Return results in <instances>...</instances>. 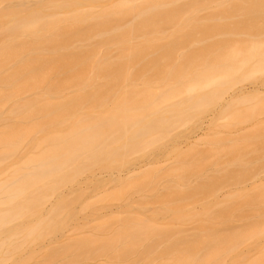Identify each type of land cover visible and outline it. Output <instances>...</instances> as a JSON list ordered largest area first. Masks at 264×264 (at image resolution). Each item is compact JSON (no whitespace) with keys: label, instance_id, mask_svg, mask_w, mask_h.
I'll use <instances>...</instances> for the list:
<instances>
[{"label":"bare ground","instance_id":"bare-ground-1","mask_svg":"<svg viewBox=\"0 0 264 264\" xmlns=\"http://www.w3.org/2000/svg\"><path fill=\"white\" fill-rule=\"evenodd\" d=\"M29 1L0 0V264H80L88 258L108 261L109 254L135 257L139 247L148 243L151 230L163 231L131 216L126 221L124 215L135 194L141 204L152 205L164 199L163 190L169 201H176L186 193L210 195L228 179L238 182L246 176L231 171L217 178L203 176L190 186L167 166H160L164 174L158 166H147L150 161L145 167L133 166L131 161L139 159L136 154L146 158L149 154H184L181 158L195 154L194 148L177 150L176 141L184 136L186 123L204 122L202 114L215 104L222 115L245 110L261 95L264 102L262 83L241 85L224 95L238 81L257 78L264 70V38L226 39L238 32L248 34L246 30L255 24L264 26V0L225 4L218 0L217 14L205 17L198 16L195 5L189 10L165 11L164 0ZM162 8L174 28L168 35L160 30ZM199 32L226 36L216 45L206 38L197 41L194 34ZM161 38L165 42L160 43ZM185 44L189 52L181 48ZM255 111L239 112L236 118ZM211 119H206L208 125ZM241 137L228 145L221 144L225 140L214 144L228 154H240V144L249 138ZM178 169L182 174L197 172L184 164ZM98 171L110 172L109 187L114 185L116 191L112 188L114 194L112 190L104 197L107 187L102 197L92 193L94 198L89 195L92 199L84 200L87 196L81 188L92 179L100 181ZM235 197L244 203L253 200L245 192H228L224 198L204 203L201 212L186 205L173 213L172 224L198 221L203 232L177 238L169 249L160 251L157 264H221L225 255L232 258L231 264L259 260L252 253L237 252L240 242L260 236L261 230H255L252 222L230 230L223 226L229 218L208 221L212 206L227 213ZM110 202L128 208L123 207V217H115L123 226L112 227L109 234L114 235L104 238L98 235L114 217L109 214L102 219V213L97 218L99 207H109ZM76 203L79 210L93 207L84 215L99 210L94 220H100L102 233L96 227L94 232L100 234L89 235L76 224L74 229L80 231L68 232L76 234V238L71 235L73 242L63 240V245L42 254L35 251V244H42L47 235L75 222L79 216L73 210ZM131 220L136 224L126 226L134 223ZM81 232L84 235H77ZM64 239L69 240L68 235ZM148 246L153 249L156 242Z\"/></svg>","mask_w":264,"mask_h":264},{"label":"rangeland","instance_id":"rangeland-1","mask_svg":"<svg viewBox=\"0 0 264 264\" xmlns=\"http://www.w3.org/2000/svg\"><path fill=\"white\" fill-rule=\"evenodd\" d=\"M30 1H29V3L34 4L33 0L31 2ZM164 1L163 2L166 5L165 7H167L165 9V11L168 8H175V7L179 11L189 10V9H192V7L194 8V5H195V8H199L198 9V16H200V17H202V16L205 17L208 14H213V13L217 14V10H218V9H216V2L218 0H177V1H175V0H164ZM222 1H224V4H225V2L227 3L228 1L236 2L239 0H222ZM6 2L7 1H3L2 3L6 4ZM225 6L227 7V5H225ZM225 6H224V8H225ZM159 9H161V8H159ZM162 9L163 10L159 12V14L161 15V16H159V18L162 21L161 22L162 28L160 30H163L166 32L164 35H166V34L168 35V33L171 32V29H174V28H173V25L171 23L172 20H169L167 18V15L163 12L164 8H162ZM241 18H243V16H241L240 19ZM231 19H233V18H231ZM235 19L237 20L239 18L236 17ZM230 20L228 18L227 21H230ZM122 25H126L125 21L122 22ZM250 28L251 29L246 30V31H248V34L238 32L232 36L231 35L228 36V38H226V37L225 38L230 40V38L232 37L231 40L234 39L235 41L246 40V39L259 40V39L264 38V36L261 35L262 33H264V26H260L258 24L257 25L255 24ZM200 29L201 28H198L199 31H202ZM149 31L151 32V31H155V30H151V28H150ZM157 33H158L157 35H159V34L162 35L161 32H157ZM217 33H219V32H213V33L205 36L204 35L205 33L199 32V33L194 34L195 35L194 38H199V39H197V41L200 40V38H206V40L209 41L210 43H211V41L213 43L215 41L218 42L217 40H219L220 42L224 41L222 39H223L224 35L226 36V33L224 35L221 33H219V34H217ZM158 40L160 41L163 39L161 38ZM190 41L194 43L193 39H191ZM203 41H205V40H203ZM203 41H202V43H203ZM207 41L204 43H209ZM163 42H165V41L163 40ZM196 42L193 46L194 48L196 47L195 46ZM220 42H218V43H220ZM160 43H161V41H160ZM190 43H188V45H190ZM188 45L185 44L183 47H181L183 49V51L186 50V52H189L191 50V48H189ZM199 45L203 46V44H199ZM199 45H197V46H199ZM216 45H217V43H216ZM186 46L189 48L188 51H187ZM219 46H222V45H219ZM252 83H257V84L262 83L261 86L264 88V70L259 71L257 78H248V79H243V80L238 81L237 84H235V86L227 89V92H225L224 95H227L228 93L233 92L234 90H236L241 85L247 86V85H250ZM261 96L258 97V98H260V100L259 99H253L252 105L248 103L249 105H246L245 110L238 111L236 113L230 111L229 113L227 112V114L223 113L222 115L221 114L219 115V113H218L219 108L217 106L218 104H215L214 106H210L202 114L203 115L202 118L205 116L203 118V120H205V121L204 122L201 121V122H203L202 124H200L201 122L198 120H191L189 123H186L182 127V131L184 133V136H181V138H178L176 141L177 150L186 152L188 150V148H190V149L194 148L193 150L195 151V154H191V155L189 154L185 158H181L182 154H180V155L179 154H149L147 158L146 157H139V154H136V156H138V158L142 159V160L138 161L139 159H137V160L135 159V160L131 161L132 163H134L133 166H137L139 164L140 165L144 164V167H145V163L148 161H150V163L147 166L152 165L151 167L154 166V168L158 166L159 168L162 169V167L166 168V166H167V168L169 167L171 170H174L176 172L177 176H181V177H183V179L185 181H188L190 186L196 185L197 182H200L202 180L203 176H207L208 178H217V177H219V175L221 173L229 174L228 172H231V171L245 172L246 176L243 177L241 179V181L236 182L232 179H228L221 186L217 187L216 190L214 192H212V194H210V195L205 194L203 192H198V193H193V194L186 193L185 196L179 200L169 201L167 199L168 198L167 195H165L166 191L163 190L161 197H164V199L157 204H152V205L148 204V203L141 204L142 203L141 198H139L138 195L135 194L132 197L133 200H132L129 208L126 206L120 207V204L118 202L117 203L110 202L111 204L110 203L108 204L109 207L108 206H105V208L99 207V209L101 208L102 210L101 209H100L101 211L95 210V211L101 212V215L98 216V218L96 217L97 219H99V217H103L102 216L103 214H104L105 218H102V219H106V217H110L109 216V214H110L112 216L111 219L114 217V219H116V221L118 222V220H117L118 216H122L125 213V211H123V210L124 209L126 210L128 208L127 210L129 212H126L124 215V216H126V221L132 217V218L140 220L139 222H141V224L142 223L154 224V226L156 228L158 227L157 228L158 230H163L162 232H166L167 234H165L166 235L165 236L164 233L161 235L162 232H159L157 230H151L150 231L151 234L149 235V238L147 240L148 243L146 245H142L139 247L140 252L135 257L124 258L121 256L118 257L116 255L109 254L110 260H108V261L101 259V258L98 260H97V258L96 259L93 258V260L91 258H88L87 260H84L82 262L79 261V262H81L80 264H94V263L96 264L98 262H100L98 264H130V263L131 264H157V260H158L157 257L160 254V251L165 249V248L169 249V246L177 238L186 237V236H190V235H197V234H201L203 232L202 228H199L197 226L199 224L198 221H194V222H192V221L187 222L186 221V222H181L178 224L177 223L172 224V221H171L172 214L177 212V211H181V209L186 205H190V207L192 209H194L195 211L201 212L202 208L204 206V203H208V201H211L215 198H217V199L224 198V196L228 192H232V193L237 192L240 195H242V192H245L246 194L247 193L250 194L253 197V200L250 201L249 203H244L242 198L235 197L232 199V201H230L231 203L229 201H227L230 203V206L227 207L228 208L227 213H225L224 211H221L216 206H212L208 211V213H209L208 214L209 215L208 221H212V220L216 221L217 218L218 219L229 218V223L225 224V225L223 224V226L228 225V229H230V230L236 229V228L240 229L243 227V225L245 223H247L249 221L252 222L254 224L255 230H258V229L261 230L260 236L258 238L252 237V238H250L249 241L247 239L246 242H244V243L240 242L241 244L237 245V249H239L240 251H237V250L236 251L241 252V255H244L242 253H245V254L252 253V254H254V256L256 255L255 256L256 259L259 258V260L252 262V263L264 264V254L260 252V250L262 248L264 249V170H263L264 169V127H263L264 124L260 125L261 123H259L260 121H264V102L261 100ZM262 98L264 99V97H262ZM249 110H251V111L256 110V111L254 113H252L251 115H249L248 117L236 118V115L240 114L239 112H244L245 115H248V112H251ZM210 117L212 118L211 124L208 125L206 119L210 118ZM198 122H200V123H198ZM260 126H262V130H260L261 129ZM244 135L248 136L249 138L248 139L246 138L247 140L244 142L241 141L242 143L240 144V146L242 145V147H241L240 154H228V152L224 148H220L218 146V144L217 145L214 144V142L216 140H225L221 144L222 145H228V144L236 142V140H238V138H240L241 136H244ZM191 146H193V147L191 148ZM180 164L187 165V166L191 167L193 169V171H197V172L191 173V174H182L180 169H178V166ZM160 166H162V167H160ZM169 168L167 170H169ZM163 170L164 169H162V171ZM199 170H200V172H198ZM96 173H97L96 178L101 179L102 181L100 180V181L93 183V181H95V180L92 179L93 181L90 180L92 183L91 184H89L90 182L88 183L89 186H85V185H87V183H86L82 186V188L80 187L82 189V192H85V196H87V198L84 196L86 198L84 200H88V198L90 196L92 197L94 194L96 195V198H98L100 193L104 192L102 190L107 189V187H108V189H107L108 191L105 190L106 193H103L104 197H105V195L109 196V191L113 190L112 193L114 192V189L116 191V188L112 184V181H111V184L114 186V187L112 186V188H114V189H112V188L110 189V187H111V185H109V182H110L109 178L110 177L107 176L110 172H106V171L99 172L98 171ZM167 173H168V171H167ZM164 174H166V171L164 172ZM255 174H257L259 176L251 179V177L254 176ZM200 178H201V180H200ZM104 182H107L108 184L105 183L106 185L105 184L103 185ZM100 183H102V184H100ZM84 186L86 188H83ZM77 187L78 186L76 185V188ZM83 189H85V191H83ZM107 192H108V194H107ZM92 193H93V195H90ZM110 194H111V192H110ZM97 195H98V197H97ZM102 195H100V196L102 197ZM91 197H90V200L92 198H94V197H92V198ZM76 204H77V206L76 205L75 206L78 209L74 208L73 210L77 214L79 212V214H78L79 216L77 215L78 218H76L75 222L73 220L72 223H70L66 228H64V230L63 229L57 230L56 232H54V234L51 233V234L47 235L48 237L46 236L47 238H44V241L42 242L43 245L40 244L42 247L39 244H35V246H34L36 249L35 251L42 254L48 248H51L54 246L60 247L61 246L60 244L63 245V243L66 244V243L73 242L74 239L76 238V234L74 232L80 231V230L74 229V228H76L75 226H77V225H78L77 227L80 226V229L82 226L81 231L83 232V229H84V231H86L85 233L88 232L87 234H89V235L95 234V236H97L98 234H100L101 229L99 230V228H98L100 220H99V222H98V220H96V221L94 220L95 219V217H94V215H95L94 209L95 208L93 209V211H94V213H92L93 216H92V214L84 215L83 212L88 213L89 209L87 208L88 210H86V209L85 210H82V209L79 210L80 208L78 206V203H76ZM81 204L83 205V203H81ZM117 204H119V205L117 206ZM123 207H124V209H123ZM91 209H90V211H91ZM96 209H98L97 206H96ZM182 211H184V210H182ZM122 212H123V214H122ZM87 217H89L90 220L93 219L92 222L90 220H88ZM91 217H94V218L91 219ZM115 217H117V218H115ZM114 219H112V223H110L111 221H109V219L107 220V221H109L110 224H106L102 227V229L104 231L103 233L105 235H103V233L101 232L102 235L100 234L98 236H103L105 238V236L109 234L110 229L112 227L118 228V227L123 226L124 222H118L117 223L116 221H114ZM222 219L220 220L221 223L223 222ZM227 220L228 219H226V221ZM131 221L134 223L128 224L126 226L136 224L135 220H131ZM208 221H206V222L204 221L205 225H206V223H208ZM96 222H98V224ZM195 222L198 224H196ZM93 223L97 224V225L94 226ZM215 223L216 222H214L213 224H215ZM203 224H200V225H203ZM219 225H215V227L219 226ZM223 226L221 228H223ZM96 227L98 228V230L100 232L99 231L94 232L97 229ZM71 229H74V230H72L74 232L71 233V235L72 234L75 235V236H73V237H75L74 239L72 238L71 235H69V233L72 232V231H70ZM215 229L219 232L218 229H220V228L218 227ZM115 230H111V232L115 231ZM82 232L79 234L77 233V235H80V234L84 235V233H82ZM112 234L113 233H111V235ZM67 235H68L69 240L64 239V238H66ZM112 236H110V234H109V236H107V237H112ZM63 240H64V242H63ZM65 241H67V242H65ZM152 242H156V246L153 249H149L148 245H149V243H152ZM38 248H39V250H38ZM251 257H253V256H251ZM60 259L64 260V258H60ZM99 260H101V261H99ZM231 263H232V258L229 256H226V255L224 256V259L221 262V264H231ZM76 264H78V262H76Z\"/></svg>","mask_w":264,"mask_h":264}]
</instances>
